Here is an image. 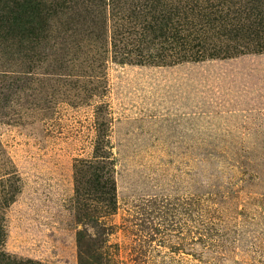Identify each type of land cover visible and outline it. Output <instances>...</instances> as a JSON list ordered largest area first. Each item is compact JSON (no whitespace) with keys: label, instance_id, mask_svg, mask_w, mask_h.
<instances>
[{"label":"rangeland","instance_id":"obj_1","mask_svg":"<svg viewBox=\"0 0 264 264\" xmlns=\"http://www.w3.org/2000/svg\"><path fill=\"white\" fill-rule=\"evenodd\" d=\"M23 60L0 50V69L19 70L0 94V173L7 162L22 184L6 210L7 250L78 264L77 231L97 227L75 216L74 165L103 130L118 200L103 218L110 264H264V51L110 60L103 96L94 77L30 74ZM190 208L218 223L215 245H192L201 260L188 253Z\"/></svg>","mask_w":264,"mask_h":264},{"label":"trees","instance_id":"obj_2","mask_svg":"<svg viewBox=\"0 0 264 264\" xmlns=\"http://www.w3.org/2000/svg\"><path fill=\"white\" fill-rule=\"evenodd\" d=\"M7 49L28 63L30 74L75 70L94 77L89 82L103 96L110 60L173 64L263 52L264 0H0V50ZM15 71L0 69V94L4 79L18 76ZM102 135L99 130L95 155L78 158L74 165L75 216L97 227V233L77 231L78 264L111 262L106 244L112 231L103 218L117 211V185L110 140ZM2 167L0 264H55L7 250L6 210L22 184L9 163ZM207 212L189 211L195 235L188 253L199 260L192 245L210 248L219 231Z\"/></svg>","mask_w":264,"mask_h":264}]
</instances>
